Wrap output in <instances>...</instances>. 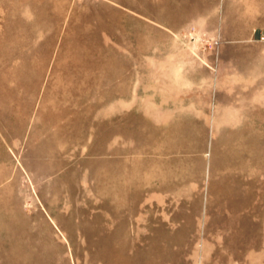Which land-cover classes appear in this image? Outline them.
<instances>
[{"label": "rangeland", "instance_id": "rangeland-1", "mask_svg": "<svg viewBox=\"0 0 264 264\" xmlns=\"http://www.w3.org/2000/svg\"><path fill=\"white\" fill-rule=\"evenodd\" d=\"M264 0H0V264H264Z\"/></svg>", "mask_w": 264, "mask_h": 264}, {"label": "built area", "instance_id": "built-area-1", "mask_svg": "<svg viewBox=\"0 0 264 264\" xmlns=\"http://www.w3.org/2000/svg\"><path fill=\"white\" fill-rule=\"evenodd\" d=\"M259 40L264 42V30L260 31L259 33Z\"/></svg>", "mask_w": 264, "mask_h": 264}, {"label": "crops", "instance_id": "crops-1", "mask_svg": "<svg viewBox=\"0 0 264 264\" xmlns=\"http://www.w3.org/2000/svg\"><path fill=\"white\" fill-rule=\"evenodd\" d=\"M264 30V29H263ZM260 31H262V30H260ZM260 31L258 32V33H260Z\"/></svg>", "mask_w": 264, "mask_h": 264}]
</instances>
